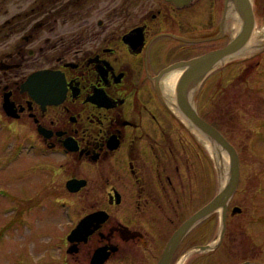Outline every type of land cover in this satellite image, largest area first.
I'll list each match as a JSON object with an SVG mask.
<instances>
[{"label": "flooded vegetation", "instance_id": "flooded-vegetation-1", "mask_svg": "<svg viewBox=\"0 0 264 264\" xmlns=\"http://www.w3.org/2000/svg\"><path fill=\"white\" fill-rule=\"evenodd\" d=\"M34 6L33 25L0 26V157H10L2 180H18L21 193L31 192L29 207L67 208L65 264H264V234L250 249L239 248L244 236L227 232L229 216L243 210L232 204L240 169L223 229L214 210L174 235L220 188L215 160L224 150L194 120L232 144L218 126L219 112L221 118L230 112L221 113L219 98L229 97L235 78L247 82V70L264 65V39L206 66L179 105L177 81L170 87L168 76L179 77L189 61L235 37L240 19L229 2L35 0ZM34 72L35 84L22 87ZM5 95L13 114L3 108ZM61 171L67 175L58 181ZM5 197L26 204L17 193ZM92 213L104 220L69 241Z\"/></svg>", "mask_w": 264, "mask_h": 264}, {"label": "rangeland", "instance_id": "rangeland-1", "mask_svg": "<svg viewBox=\"0 0 264 264\" xmlns=\"http://www.w3.org/2000/svg\"><path fill=\"white\" fill-rule=\"evenodd\" d=\"M251 1L255 12V26L251 39L253 43H258L264 39V0ZM34 3L35 0H0V26L16 25L18 21L25 22L27 26L33 25ZM7 19L9 23L6 22ZM247 72L249 73L246 76L247 82L235 78L233 91L226 96L229 97L219 98V102H223V104L219 103V107L223 110L221 113H224L225 108L230 112L223 118L219 112L218 126L231 139L243 173L232 203L243 210L240 214L229 216L227 232L244 236L242 241L237 238L241 241L239 248L241 245H247L251 249L257 247L260 234H264L262 231L264 224L260 218L264 217V212L259 215V203H256L260 200V195L261 201H264V136L261 135L264 132H255L264 126V65ZM203 147L210 156L212 153L210 144L204 142ZM219 154V159L214 160L219 170L223 164L226 172L227 154L222 150ZM9 159L7 155L0 157V264H65L63 257L66 256V249L70 245L67 243L64 246L63 243L64 234L70 225L67 208L29 207L32 202L28 199L31 192L21 193L19 189L22 184L18 180L9 183L2 180L10 168ZM204 161L205 154L202 153L203 165ZM66 175L61 171L56 178L59 181ZM222 175L221 172L217 174L219 187L222 183ZM260 179H262L260 187L263 186V191L257 192L260 193L257 195L255 192L260 188ZM7 193H17L20 198H26L23 200L26 204H18L16 197L8 199L5 197ZM75 199L82 205L78 197ZM80 205L77 206V211L81 210ZM75 210L73 209L74 217ZM261 224L262 229H260ZM255 240L257 245L252 244Z\"/></svg>", "mask_w": 264, "mask_h": 264}, {"label": "water", "instance_id": "water-1", "mask_svg": "<svg viewBox=\"0 0 264 264\" xmlns=\"http://www.w3.org/2000/svg\"><path fill=\"white\" fill-rule=\"evenodd\" d=\"M176 5H182L188 3L190 0H168ZM229 2L233 9L237 12L238 17L240 19V28L235 37L223 48H220L218 50L211 51L199 58H196L192 61H189L187 63L188 67L185 70V72L180 75L177 79V85H176V94H177V101L179 105H183L181 102V99H183V89L187 86L193 83H197L199 79L198 77L205 72L206 66L209 64L223 58L227 54H231L233 52H236L243 44H245L247 41L250 40L253 28L255 25V18L252 8V1L251 0H226ZM39 72L32 73L27 80L24 82L22 87L30 88L29 85H34L35 80L39 76ZM3 108L5 112L8 114H13L14 111L12 103L8 100L7 96L5 95L3 100ZM185 114L187 116H193V111L191 108L185 107ZM195 123H198L201 126V129L207 137L214 141L217 146L225 151L228 157V165L226 167L225 172V182H223L219 188V191L217 194L212 197L207 203H205L201 208H199L189 219L186 220L174 233L175 236H180L186 228L191 225L194 221H197L199 219L205 218L208 214H210L214 210H220L221 211V224L222 229L225 225V210H226V204L229 200V198L232 196V194L235 192V189L237 187L238 179H239V161L237 152L234 148V146L229 143L223 135L214 127L210 126L203 120L199 121L197 118L194 120ZM237 210V208H233V211ZM99 213H92L84 218H82L76 227L71 231V233L68 236V240L72 241L75 240L77 233L80 231H84V235L91 232L90 225L94 221H102L104 219H98ZM104 218V217H100ZM97 224V223H96ZM96 226V225H95ZM87 229V230H86ZM80 240V239H78ZM207 246H203L202 248H205ZM113 249V248H112ZM72 250V249H71ZM99 251L97 250V253ZM95 253V257L97 255Z\"/></svg>", "mask_w": 264, "mask_h": 264}, {"label": "bare ground", "instance_id": "bare-ground-1", "mask_svg": "<svg viewBox=\"0 0 264 264\" xmlns=\"http://www.w3.org/2000/svg\"><path fill=\"white\" fill-rule=\"evenodd\" d=\"M256 32V31H255ZM255 36H256V33H255ZM253 37V36H252ZM249 42H252V39L250 38ZM178 79V72H173L171 73L169 76H168V81H169V86L172 87V85L174 84V82L176 83ZM223 175H224V166L223 164L221 165V170H220ZM221 176L222 177V183L225 182V178L224 176Z\"/></svg>", "mask_w": 264, "mask_h": 264}]
</instances>
